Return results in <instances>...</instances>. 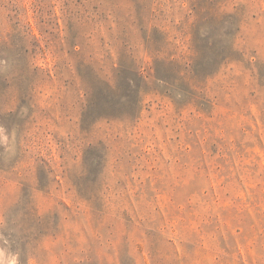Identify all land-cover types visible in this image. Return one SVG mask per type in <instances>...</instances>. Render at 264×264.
I'll list each match as a JSON object with an SVG mask.
<instances>
[{
  "label": "rangeland",
  "instance_id": "374dc122",
  "mask_svg": "<svg viewBox=\"0 0 264 264\" xmlns=\"http://www.w3.org/2000/svg\"><path fill=\"white\" fill-rule=\"evenodd\" d=\"M0 264H264V0H0Z\"/></svg>",
  "mask_w": 264,
  "mask_h": 264
}]
</instances>
